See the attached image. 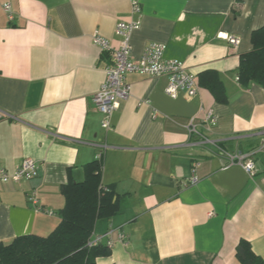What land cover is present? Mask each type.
I'll return each mask as SVG.
<instances>
[{
    "label": "crops",
    "instance_id": "obj_1",
    "mask_svg": "<svg viewBox=\"0 0 264 264\" xmlns=\"http://www.w3.org/2000/svg\"><path fill=\"white\" fill-rule=\"evenodd\" d=\"M132 1L0 0V109L12 116L0 118V167L12 172L24 158L37 164L31 179L0 182V241L50 233L64 205L61 186L84 179L102 144L101 183L112 185L119 209L98 219L92 234L118 228L125 241L113 231L110 253L96 264H240L242 239L264 259V89L237 77L251 31L264 25V0H136L141 24L130 37L132 58L148 42L164 43V57L181 60L197 82L215 70L227 102L202 86L171 98L166 77L127 73L130 95L105 130L91 97L110 57L92 34L117 46L115 24L135 17ZM208 110L217 118L208 134L216 143L191 145L187 122L194 117L202 130ZM218 148L254 150L253 171L228 164Z\"/></svg>",
    "mask_w": 264,
    "mask_h": 264
},
{
    "label": "trees",
    "instance_id": "obj_2",
    "mask_svg": "<svg viewBox=\"0 0 264 264\" xmlns=\"http://www.w3.org/2000/svg\"><path fill=\"white\" fill-rule=\"evenodd\" d=\"M251 49L239 55L237 77L241 84L255 82L264 89V25L250 34ZM198 84L206 88L218 103L227 102L226 90L215 70L198 74ZM101 159L84 165L82 181L68 180L61 186L64 205L59 222L45 236L28 233L9 242L0 241V264H96L110 248L103 243L88 245L95 222L117 213L118 194L112 185L101 183ZM235 257L240 264H264L246 240H239Z\"/></svg>",
    "mask_w": 264,
    "mask_h": 264
},
{
    "label": "built area",
    "instance_id": "obj_3",
    "mask_svg": "<svg viewBox=\"0 0 264 264\" xmlns=\"http://www.w3.org/2000/svg\"><path fill=\"white\" fill-rule=\"evenodd\" d=\"M2 9L6 13L8 19L13 18L10 4L3 3ZM131 11L135 17L129 21H119L115 24L114 35L118 39L117 46H113L109 39L105 38L98 32L92 34V42L102 52H108L110 63L105 69L104 79L101 82L98 90L92 95L91 101L96 110L102 115L100 126L109 130L111 127L110 116L117 109L119 103L126 100L131 91L130 85L127 83V73H140L148 76H164L167 79V84L164 89L165 93L171 98H176L180 94L193 96L198 92L199 85L196 74L190 71L186 65L175 58H165V44L161 42H148L142 49L138 58H132L130 37L133 31L138 29L141 24V8L140 4L134 0L131 3ZM230 44L237 45L239 38L232 35H224ZM1 117H12L0 109ZM217 118L211 110L204 113L201 126L198 128L195 123V118H189L186 130L187 134L194 137L191 145L204 146L206 144H215V140L209 137L210 131L216 125ZM99 151L95 155V159H100L102 150L106 145L98 144ZM218 152L226 158L228 164H238L247 173H251L254 169L251 156L254 150L246 153L230 152L222 148H218ZM198 166L194 162L192 169L195 170ZM37 173V164L31 158H24L17 168L8 172L0 167V182L17 183L23 180H28L34 177ZM197 181L196 176H191L188 180L189 184ZM30 201L36 206H39L38 200L32 195ZM117 231L118 240L125 241V235L118 228L107 230L103 234H92L89 238L88 245L105 244L109 248L113 245L111 233ZM103 239L105 241H103Z\"/></svg>",
    "mask_w": 264,
    "mask_h": 264
}]
</instances>
